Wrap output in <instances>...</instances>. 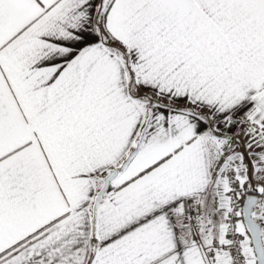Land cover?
Wrapping results in <instances>:
<instances>
[{
    "label": "snow or ice",
    "instance_id": "6c2138e0",
    "mask_svg": "<svg viewBox=\"0 0 264 264\" xmlns=\"http://www.w3.org/2000/svg\"><path fill=\"white\" fill-rule=\"evenodd\" d=\"M0 264H264V0H0Z\"/></svg>",
    "mask_w": 264,
    "mask_h": 264
}]
</instances>
